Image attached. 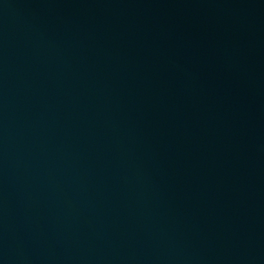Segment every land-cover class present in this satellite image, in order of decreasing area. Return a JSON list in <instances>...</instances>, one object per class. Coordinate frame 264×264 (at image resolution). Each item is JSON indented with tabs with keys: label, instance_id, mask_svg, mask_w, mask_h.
<instances>
[{
	"label": "water",
	"instance_id": "1",
	"mask_svg": "<svg viewBox=\"0 0 264 264\" xmlns=\"http://www.w3.org/2000/svg\"><path fill=\"white\" fill-rule=\"evenodd\" d=\"M0 264H264V0H0Z\"/></svg>",
	"mask_w": 264,
	"mask_h": 264
}]
</instances>
